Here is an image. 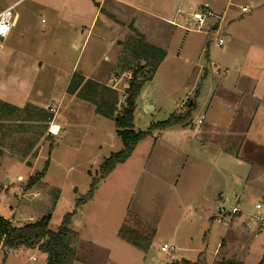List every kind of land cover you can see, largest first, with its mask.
Segmentation results:
<instances>
[{
	"label": "rangeland",
	"instance_id": "rangeland-1",
	"mask_svg": "<svg viewBox=\"0 0 264 264\" xmlns=\"http://www.w3.org/2000/svg\"><path fill=\"white\" fill-rule=\"evenodd\" d=\"M126 1L135 8V27L154 34L156 28L147 21L163 16L181 0ZM221 1L223 9L228 3L233 6L220 31L189 33L199 47L188 62L177 56L180 41L172 43L168 63L151 84H145L136 102V132H147L183 112L181 106L189 98L196 101L191 125L152 130L124 164L100 181L94 198L77 207L93 180L100 179L104 162L123 150L115 121L98 112L104 105L97 108L90 98L65 91L70 75L57 76V82L49 74L36 75L34 67L25 74L23 63L31 57L38 64L60 60L69 70L77 62L82 70L93 68L90 61L100 59V71L105 66L102 57L111 56L114 35L127 33L106 13L93 21L97 7L93 0H0V9L16 4L13 31L0 57V100L42 118L54 116L50 108L56 109L57 124L63 129L59 137L48 136L33 154H0V216L12 219L14 226L49 216V229L57 232L71 215L70 229L79 236L75 264H181L197 263L201 257L212 264L228 262L231 254L236 259L230 262L257 264L254 255L264 248V122H233L244 83L232 89L231 76L235 67L251 62L248 74L259 81L256 88L251 86L252 92L264 93V70L255 64L261 60L250 56L261 45L253 40L260 36L255 32L264 30V12L254 0ZM177 34L180 39L186 36L182 30ZM219 38L224 41L222 48L216 46ZM204 45L207 54L201 52ZM106 71L107 76H115L111 66ZM126 82L123 79L118 86V112L125 105ZM18 145L23 152L29 150ZM47 163L46 177L29 186ZM234 208L238 213L228 223L220 210ZM122 230L142 237L147 249L122 239ZM164 245L176 250L163 253ZM225 250L230 255L223 254ZM0 264H47V255L29 248L1 251Z\"/></svg>",
	"mask_w": 264,
	"mask_h": 264
},
{
	"label": "crops",
	"instance_id": "crops-1",
	"mask_svg": "<svg viewBox=\"0 0 264 264\" xmlns=\"http://www.w3.org/2000/svg\"><path fill=\"white\" fill-rule=\"evenodd\" d=\"M93 1L95 2V5L97 6L93 21L97 18L98 15L101 16L103 13H106V15H107V17H109V19L114 20L115 23H117L122 28L121 29L122 33H123V31H126V33H127L126 35L125 34L124 35L123 34L114 35L115 37H113V41H112L113 48H112L111 56L106 55V56L102 57L105 60V66H103V68L100 71H98V68L100 66V64L98 63V62H100V59H98V60H95L94 63H93V61H90V64H92L93 68H91V66H90V68L84 67V68H82V70H80V65L78 66L77 62H75V64L71 65L69 67V70H67V68L64 67V62H62L60 60H57L53 63H51V62L48 63V62L42 61V62H39V64H38L37 62H35L36 60L32 59V57H31V58H27V61L25 63H23V65H25V64L27 65V67L24 68L27 70H25L24 72H25V74L32 73L33 71L31 69H32V67H34L38 73L36 75L40 76V75L49 74L51 77H54L57 82L60 81V80H58L59 78H57V76L70 75L71 78L68 80L67 86L65 89V91H67L68 94H70L68 92V90L72 85V81H73L74 76L78 75L82 78V81H81L82 85H84L86 83V81H91V82H94V83L99 85L98 87L94 88L97 91H99V93H100V95L98 96V100L102 99V93L103 92H106V91L114 92V99H112L110 101V103H108L110 106H114V105L118 106L117 105L118 98H119L118 86H119V84L122 83L123 79L127 80V82L123 84V88L126 91L129 88V82L130 81L128 82V80H131V75H132V72L134 70V67L137 65L142 66L145 64V62H143V61L142 62L136 61L134 53H133V48L128 46V44L130 42L138 39L136 32L145 38V41L148 45H150L154 48H157V49H159L165 53L166 57H165L164 61L160 64L159 68L157 69V71H156V73H157L162 69V67H164L168 63V61H169L168 48L170 47V45L172 43H176V42L180 41V50H179L177 56L181 59H185L187 62L190 58L189 56H192V54H194L192 51L198 50L199 45H198L197 40L194 38L192 39L191 36L189 35V33H197V32H188L185 29H183L189 21V15L191 12L198 10L202 7H208L213 12H215L217 14V16L219 17V19L210 20L209 24H208V30L205 33L208 34L209 32H216V34H217L223 25L224 18L228 15V13L230 12V8L233 6L232 3H228L227 7H225L223 9V5H221V2H222L221 0H181L179 4L173 5L172 7H169V9H167L168 12H164L163 16H160V15L159 16H151L150 15L152 17L151 18L152 20H148L147 24L149 26L155 27L156 32L154 34H150V33L146 34L145 32L140 31V29H137L135 27V25H134L135 18H134V14H133L135 12V8L132 7L133 5H130V3L128 1H126V0H100V1L93 0ZM254 1L257 4V9L260 11L262 10L261 13L264 12V0H254ZM14 5H16V4H13L9 7H12ZM107 6H108V8H107ZM248 13L249 12H246L245 14H248ZM165 14H167V15H165ZM262 15H264V13H262ZM130 22H133V23L130 24ZM211 29H212V31H211ZM179 30H182L186 33V36L182 37V39H180L181 37L178 38L179 35L177 33ZM255 31H257V30H252L251 32L253 33ZM83 32H85V30H83ZM86 32H87V36H86V40H87L88 36L90 34V31H88L86 28ZM255 33H258L260 36H258V38H255L253 41H254L255 45H257V44H261V45L255 46V48L252 49L253 54H251L250 56L251 57L254 56L253 58L258 59V60L260 59L261 61L263 60V63H261V61H260V63H255V64H261V66H260L261 70H262V67L264 70V36L262 34V33H264V30H260V31L258 30ZM244 34H246V35L248 34L247 29H245ZM252 36H253V34H252ZM86 40H85V43L83 45V48L86 44ZM205 46L206 45L203 46V48L201 49V52L207 54L208 49ZM21 56H22L21 53L18 52V59L19 58L22 59L23 57H21ZM182 56H183V58H182ZM245 60H248V58L246 57ZM251 64L252 63L250 62V66H248V64H247L243 68H240L239 66L235 67L234 74L232 72L231 77H233V83H235L231 87L232 89L238 90L239 84L241 82L244 83L242 88L239 87V90L242 91V95H241L242 102L239 105V109H237L234 113L235 118H233V119L235 121H233V122H236L237 119H238V121H240L244 124H248L249 122H252V121L254 122L257 120H259V121L261 120L262 122H264V93L259 94V96H257L258 94H257L256 90H254L252 92L251 86L256 88L255 86L259 81L251 78L250 74H248V71H250L251 67L253 66ZM108 65L112 67L113 73L115 74V76H113V77H111L110 75L107 76V74H110V73L112 74L111 69H110L111 70L110 73H108V71L105 72L106 67H109ZM89 69H91V70L89 71ZM204 70H206V68H204ZM24 72H22V73L24 74ZM156 73L154 74V76L150 82H152L154 80ZM93 76H95V78H93ZM111 82L114 83V84H112L113 86L109 85ZM150 82H148L146 84H151ZM254 83H256V84L254 85ZM75 97H77V96H75ZM0 102H3V101L0 100ZM186 105H188V106H186ZM193 105L196 106V101H192L189 98L181 106V110H183V112H181L179 114H183L184 112H187L188 110H190V108ZM185 106H186V108H185ZM18 108H23V107H18ZM51 109L52 108H50V110ZM32 114H33V112H30L29 117L26 115V117L24 119V116H23V118L18 121V124L25 125V127L23 129H21L20 133L18 134V141L23 140V141H25L24 143H26V144L23 145L22 143H19V142H18V144L25 146L26 148H29V150L26 151V154H24L25 152L20 150L21 147L18 150L17 149H12V150L9 149L11 147V145H10L11 143L10 142L8 143V141H6V140H4V141L2 140V137H3L2 133H0V154H4V155L11 154V155H15V156H24V155H28V154H33L35 152L34 150H37V148L40 145L44 146V140L48 136L49 137H56V136L49 135L48 130H49V127H50L54 118H55V123L57 124V114H56V116L54 114V116H52V118H50V120L48 119L49 122H47V119L46 120L41 119V121H39V123L33 121L32 117H31ZM190 125L187 122V123L183 124V127H188ZM58 126H60V125H58ZM37 127L38 128L41 127L42 129L37 130ZM244 128H246V127H244ZM62 130L63 129L60 126V134L57 137L61 136ZM6 149H9V150L7 151ZM45 177H46V175H45ZM8 183H9V180H8ZM233 198L235 200L238 198L236 193H233ZM7 220L12 221V219H7ZM221 247H220V249H221ZM223 249H224V247L222 248V250ZM225 251L226 252H224L223 254H225L226 256H228L227 254L230 255L231 251H229V252L227 250H225ZM249 254L250 253L248 252L247 256ZM231 255H232V257L228 256V259H227V260H229L228 262H226L225 259H222V261L215 260L212 262V264L236 263V262H230V259H233L236 256L235 254H231ZM217 256H218V254H217ZM263 256H264V248L261 249L258 254L254 255V257L256 258V261L258 262L257 264H259L261 262ZM172 260H175L174 255L172 257ZM183 262H187V261H183ZM183 262H181V264H183ZM83 263L88 264L89 261L82 262V264ZM236 264H243V262L240 261V259H239V263H236Z\"/></svg>",
	"mask_w": 264,
	"mask_h": 264
},
{
	"label": "trees",
	"instance_id": "trees-1",
	"mask_svg": "<svg viewBox=\"0 0 264 264\" xmlns=\"http://www.w3.org/2000/svg\"><path fill=\"white\" fill-rule=\"evenodd\" d=\"M138 39L133 40L128 44L133 48V53L136 61L145 62L144 65H137L131 75L129 82V88L125 91V105L121 112L117 111V106H110L108 103L114 99V92L106 91L102 93L101 103L98 105L99 91L94 89L99 85L86 81L84 85L81 84L82 78L75 75L72 81V85L68 92L76 96L88 97L90 101H93L97 108H104L98 112L108 118L115 121L117 127V135L121 139L123 150L117 154H112L101 167V177L98 180H93L91 188L87 196L77 203V207L91 201L94 198L96 188L101 180L106 179L117 166L124 164L134 153L136 147L140 142L145 140L151 135L152 130L160 129L167 130L177 125L185 124L191 120L192 111L194 106L183 114H173L165 121L152 126L147 132H136L134 130V114L136 110V102L140 96L143 86L150 82L159 68L160 64L164 61L166 55L163 51L148 45L145 38L136 32ZM81 89V90H80ZM92 92H94V97ZM104 94V95H103ZM30 116L25 112H21L18 108H15L4 102H0V133H2V140L8 139L12 144L10 149L18 150V142L24 143L25 141H18V134L25 125L18 124V121L25 116ZM33 121L39 123L41 119L49 122V116H40L39 113L33 112ZM49 119V120H48ZM42 128H38L37 130ZM21 141V142H20ZM26 154V152L24 153ZM48 163L46 168L40 173L35 175L29 181V186L34 185L46 175ZM71 215L66 217L64 223L61 225L57 232H52L49 229L51 218L49 216L43 217L35 223H29L20 226H14L9 220L0 216V252L9 253L11 251L20 250L23 248L39 249L42 253L47 255V264H75L78 257V251L76 244L79 241L77 233L70 229ZM128 233L122 230L120 236L125 241H128L132 245L147 249V246L142 245V237ZM129 234L131 236H129ZM148 241V240H147ZM183 264H207L206 260L201 259L197 263L183 262ZM236 264V263H229ZM259 264H264V256Z\"/></svg>",
	"mask_w": 264,
	"mask_h": 264
},
{
	"label": "built area",
	"instance_id": "built-area-1",
	"mask_svg": "<svg viewBox=\"0 0 264 264\" xmlns=\"http://www.w3.org/2000/svg\"><path fill=\"white\" fill-rule=\"evenodd\" d=\"M14 8H15V5L12 7L5 8V9H0V57L4 49V41L10 36L13 30ZM242 11L246 13V12H249V9L245 7L242 9ZM212 19H219V17L217 16L215 12H213L208 7H202L190 13L189 21L183 29H185L188 32H202L204 30L205 32H207L209 21ZM223 45H224L223 39L219 38L216 43V46L218 48H222ZM50 112L54 113L55 116L57 114V110L53 108L50 110ZM203 119L204 117H201L198 122L201 123ZM48 133L49 135H52V136H58L60 134V126H58L55 123V118L53 119L49 127ZM34 196L38 197V194ZM220 198L223 199L224 196L221 195ZM260 208L261 206L258 205L257 209H260ZM220 213L223 214L227 222L230 223L233 220V217L238 213V209L234 208L231 212H226L225 209H221ZM30 220H33V218H30ZM9 221L11 222V220ZM175 250L176 248L174 246H169V245H164L161 248V251L163 253H169L170 251H175Z\"/></svg>",
	"mask_w": 264,
	"mask_h": 264
}]
</instances>
